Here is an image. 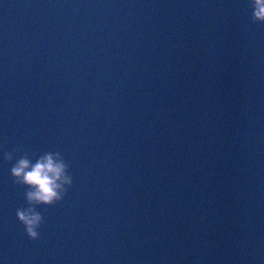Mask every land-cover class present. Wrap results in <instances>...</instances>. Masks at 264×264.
Instances as JSON below:
<instances>
[{
    "label": "water",
    "instance_id": "1",
    "mask_svg": "<svg viewBox=\"0 0 264 264\" xmlns=\"http://www.w3.org/2000/svg\"><path fill=\"white\" fill-rule=\"evenodd\" d=\"M47 152L72 184L31 239L10 168ZM0 264H264L248 0H0Z\"/></svg>",
    "mask_w": 264,
    "mask_h": 264
},
{
    "label": "clouds",
    "instance_id": "2",
    "mask_svg": "<svg viewBox=\"0 0 264 264\" xmlns=\"http://www.w3.org/2000/svg\"><path fill=\"white\" fill-rule=\"evenodd\" d=\"M251 7V19L264 23V0H248ZM4 160H11L12 153L4 152ZM68 165L59 152H47L34 162L27 155L15 159L10 168L13 182L26 185L25 199L28 207L17 208L16 217L23 224L31 239L39 236L38 229L43 217L34 205H51L60 201L67 191L66 185L72 184L67 173Z\"/></svg>",
    "mask_w": 264,
    "mask_h": 264
}]
</instances>
